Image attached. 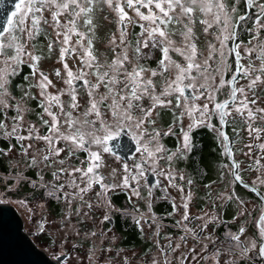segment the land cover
Returning <instances> with one entry per match:
<instances>
[{"label": "snow or ice", "instance_id": "6c2138e0", "mask_svg": "<svg viewBox=\"0 0 264 264\" xmlns=\"http://www.w3.org/2000/svg\"><path fill=\"white\" fill-rule=\"evenodd\" d=\"M96 2L97 0H18L15 11L0 19V57H4L0 61L4 64V67L0 68V110H6L11 106L17 113L12 117L13 124L10 131L7 130L8 126L4 121L0 120L2 135L14 138L18 143L25 140L45 143L46 148L39 149L37 154L30 157L28 167L39 168L41 165L52 167L56 163L63 165L67 158L75 156L77 152L87 153L86 161H81L87 163L86 168L61 167L52 172L54 180L57 181L61 174L66 173L69 177L66 183L51 185L41 183L40 187L45 188L49 196L55 199L62 198L71 205L76 199L83 201L84 194L88 193L93 185H99L101 189L97 192V196L106 195L114 187L128 188L129 180L139 185L140 178L145 175L140 162L134 163L131 168L128 164L123 165L126 175L120 185L105 183V177L98 171L102 167V154L99 150H102V153L112 151L108 146L109 142H115L117 137L126 131L135 143V152L139 154V160L143 164H149L155 176L164 177L168 180L169 186L178 187L183 193V187L175 184L177 177L171 168L174 157L180 154L183 158L181 149L168 153L160 143V137L172 133V127H169L168 133H161L154 127L150 131L148 127L156 123L152 119L153 114L158 117L160 115L158 109L164 108L173 109L174 121H181L185 116L189 120L187 129L181 128L183 152L193 150L191 133L196 128H208L215 134L222 148L221 154L231 161L230 165L223 166L229 170L231 183H243L240 164L233 159L232 144L235 141L230 140L225 128L231 126L232 132L239 135V125L242 124L246 125L245 131L252 139L259 141L264 136V127L256 126L257 121L264 123V108L253 107L257 104V99L250 98L249 95L256 97L258 87L264 91V0H244L246 8L256 9L253 26L248 29L252 35L246 45L243 42H236L238 36L236 27L240 22L246 21V16L238 15L234 20L232 15L237 13L236 5L240 4L241 0H235L231 5L227 0H103V3L115 14V23L119 32V43L115 34L108 41L113 53L111 59L105 58L103 62L96 55L94 48L96 24L92 13ZM229 7L231 12L228 11ZM126 9L131 10L135 18L130 16ZM197 13L203 17L199 18V23L204 25L205 33H208L214 25L220 27V35L215 37L219 41L220 48L217 49L215 45L209 43L208 54L203 59H200L201 53L195 42L196 37L192 27L198 18ZM45 25L51 28V33L43 27ZM129 25L140 29L138 33L132 34L135 36L134 43L128 40ZM81 28L86 31H81ZM53 34L55 39H52ZM41 35L49 41L47 44L49 55L56 46H59L58 62L63 65L65 75L62 76L61 69L58 68L55 70V76L61 79L66 87L58 89L55 93L48 91L49 87L55 85L48 75L38 68L42 56L35 54L38 48L35 41ZM176 36L180 37L179 41L174 39ZM228 41H232L231 47L228 46ZM149 46L158 49L161 53L156 68L145 67L139 63L143 49ZM130 48L134 54L132 57L129 56ZM170 53L181 57L183 62L173 59ZM233 54L234 67L228 62V56ZM217 55L218 63L214 66L213 62L217 61ZM73 56L79 61L75 72L66 61V57ZM242 60H247V63H242ZM22 64H27L31 68L32 76H36L39 72L40 79L29 87L39 89L41 99L38 106L42 109L40 121L46 128L44 135H41L40 130L32 124L25 129L27 135H21L24 113L28 109L19 103L15 105L8 103L7 98L10 95L7 88L8 78L10 75L18 74L17 69ZM129 64H131L130 69ZM226 72L230 74L229 79H225ZM156 77H160L161 81L155 80ZM241 80L246 83L241 84ZM76 81H82L83 91L87 96L83 107L79 100L80 92L74 86ZM158 83H162V86L158 87ZM186 90L188 95L185 94ZM64 95L69 97L67 102L61 99ZM221 95L225 97L222 100L218 99ZM25 96H30V93L26 92ZM31 98L35 99V97ZM145 99L148 100V105L143 103ZM202 99L204 102L201 104L199 101ZM174 109L180 110L179 115ZM45 116L49 119H45ZM214 118L218 123H213ZM60 143L64 144L63 148L58 147ZM87 145H95L98 150H90ZM32 147V143L27 146L21 144L22 154L28 157L29 149ZM246 147L249 152L245 155H250L254 147L264 153V143L248 144ZM65 151L67 158L56 159ZM261 159H264V155H258L255 159L258 172L264 170ZM160 160L167 161V171L159 167ZM249 167L251 168L252 165ZM76 173H79L80 183H77V177L74 175ZM112 175H115V170ZM38 176L43 181V176L39 173ZM19 177L27 179L22 174H19ZM179 179L184 180L185 177L181 175ZM257 180L264 184L261 176H258ZM32 183L35 186V181ZM192 183V179L187 180L188 185ZM157 186H159L158 181L149 187V197L152 195V187ZM65 188L73 191H64ZM251 190L258 191L255 186ZM132 195L139 197L140 192L133 188ZM221 196L223 197V194ZM234 196L233 191L232 196H228L227 199H232ZM190 200L191 191L187 196H181L179 206L173 202V212L169 213V215L174 214L178 207L183 210L181 219L176 221V225L182 226L185 232V235L180 237L181 242H186L189 234L196 240L201 238L199 233L188 228L185 221L203 220L200 227L202 233L217 219L215 215L209 216L207 213L200 217H190L188 211ZM21 203L25 202L21 201ZM106 203L110 206V202ZM87 206L92 207L90 203ZM148 208L151 211L150 203ZM104 219L110 220V217L106 215ZM141 219L144 217L135 218L138 226L141 224ZM152 219L156 218L152 217ZM256 226L259 229L258 255L264 258V209ZM244 232L245 229L241 227L239 233H228V247L223 250L234 257H246L252 249H256V240L249 241L247 245L241 242V235ZM223 243L221 242V246ZM179 247L180 243H177L172 251L175 252ZM165 248H171V242ZM164 251L165 249L162 248L161 252ZM189 251L192 252L194 249ZM220 255L221 248H217L213 256L217 264H221ZM89 259L91 260L92 257L90 256ZM192 259L195 260L196 256L194 255ZM185 260L187 256L182 254L181 264ZM153 264L158 262L154 260ZM166 264L170 262L166 261ZM223 264H237V261L225 260Z\"/></svg>", "mask_w": 264, "mask_h": 264}, {"label": "flooded vegetation", "instance_id": "af4514ba", "mask_svg": "<svg viewBox=\"0 0 264 264\" xmlns=\"http://www.w3.org/2000/svg\"><path fill=\"white\" fill-rule=\"evenodd\" d=\"M227 2L231 5L232 3H235V0H227ZM95 5L96 7L92 13L93 20L98 22V26L99 21L105 26L110 25L112 15L115 16V14L108 10V7L103 3V0H97ZM236 6L237 13L232 14L234 20L238 15L246 16V21L240 22L236 27V31L238 33L236 42H243V44L246 45L252 35L248 29L253 26L256 9L246 8L244 0H241V3ZM126 10L129 12L130 16L135 18L134 13L131 10ZM142 11L146 10L142 9ZM229 12H231L230 7ZM196 16L198 18L192 27L195 32V42L198 49H203L202 47L206 46L207 43H211L215 45V47H220L219 41L215 38L217 35H220V27L214 25L213 28L209 29L208 33H205L203 31L204 25L199 23V18L203 17H200L199 13H197ZM113 24L116 25L115 17L112 22V25ZM115 25L113 26L115 27ZM97 28L98 31L96 32V35H98L99 32V27ZM139 31V27L129 25L128 40H131L134 43L135 36L132 34L134 32L138 33ZM227 44L231 47L232 41H228ZM241 53L243 55V48H241ZM38 54L41 53L39 52ZM170 55H172L173 59L176 58L175 53H170ZM160 56L161 53L158 49H152L151 46H149V48L143 49V54L139 63L143 64L145 67L156 68V62ZM234 61V54L228 56V62L229 64H232L233 67ZM241 62L246 64L247 60H242ZM256 63L258 64L259 62L257 61ZM75 64V62H72L71 67L75 68ZM26 66L28 65L22 64L20 65V69L25 68ZM55 68L61 69L62 76L65 75L63 72V66H60L59 62L56 63ZM20 72L21 70L18 74ZM43 72L46 73L45 71ZM18 74L15 76H18ZM31 78L33 80V77ZM154 79L158 82L161 81L160 77H156ZM242 81L243 80H241L240 83ZM59 82L63 83V81L58 78V83ZM74 86L78 89V91L81 90L79 91V100L81 106L83 107L86 104L87 96L83 91L82 81H76ZM65 87L66 86H64V88ZM26 92L30 93V96H25ZM37 92L39 91L24 92L23 98H25L26 108L28 111L24 113V121L20 130L21 135H27L25 129L29 124L35 125L40 130L41 135H44L46 132L45 126H43L40 121V113L42 112V109L38 106L40 102L39 96H35V93ZM185 94L188 95L187 90ZM256 96L260 97L264 102V91H262L259 87L256 89ZM31 97H35V99H32ZM220 97L221 96H219L218 99H220ZM61 99L67 102L69 97L64 95ZM203 102V99L199 101L201 104ZM143 103L148 105L149 102L145 99ZM158 111L160 112V115L157 117L154 113L152 119L157 121L160 126L172 127V133L162 135L160 137V143L165 149H167L168 153H174L177 152L178 149H181V153L183 154V158H181L180 154H178L173 158L171 163V166L177 170V173H174L177 177L175 184L183 187V193H181L178 187L169 186L168 193L164 197L163 193L159 191L157 186L152 187V195L149 197V187L157 181L159 182V179L152 173L149 164H143V162L139 160V154L135 152V143L131 140L130 135L127 134L126 131L122 132L120 136L117 137L115 142H109L108 145L109 148L112 149V151L107 153L108 157L115 161V163H118L119 167L122 168L119 172H115L114 176L117 175V177H124V175H126L123 170L124 164H128L131 168L134 163L140 162L145 170L144 177L140 178V183H142L143 180L144 186H141L139 198L132 195V189H138V185L129 180V191L124 187H114L110 189L106 195L97 196V192H100L101 189L99 185H93L92 192L84 194L83 201L76 199L74 201L76 202V206L73 208L71 216L78 222V228L81 231L86 232L87 238L85 240H91L92 248L96 249L98 253H138V264H153L154 260L157 261L158 264H166V261L170 262V264H181L182 254L187 256V260L183 261V264H205L207 256L213 259L214 264H217V260L213 258L217 248H221V255L219 257L221 264H223V261L231 259H236L237 264H264V258H260L258 255L259 229L256 226V222L261 216L262 209H264V188L252 183L249 180V178L257 171L253 168V163L248 158V155H245L246 152L242 144V124L239 125V135H235L232 132L231 126L225 128L230 140L235 141L232 144V151L234 154L233 159L238 161L240 164V174L243 181V183L233 184L231 183L232 177L229 174V170L223 167L225 164L230 165L231 161L221 154L222 148L217 142L213 132L209 131L206 127L196 128L191 133L194 145L193 150L185 153L183 152L182 144L180 143L178 137L177 126L174 124L173 109L164 108L158 109ZM174 111L176 112V109H174ZM16 114V111L9 109L7 117V120L10 121L7 128L9 131L13 124L12 117ZM44 118L49 119L47 116ZM213 123H218L215 118L213 119ZM149 130L151 131V129ZM160 132L168 133L163 130ZM205 135L210 138V152H212L211 157L214 159L215 168L209 160H207L205 165L201 164L198 168L193 169L191 161L196 160L200 162L202 153L205 154L207 152L205 142L202 138ZM3 138L5 137L3 136ZM3 138L1 137L0 140L8 141V154L14 160L21 161L22 172H25L31 177L38 176L39 173L43 176V178L51 180L54 179L52 172L58 168L87 167V163H81V161H86V152H77L75 156L67 158V151L61 153L60 157L56 158H67L65 164L63 165L56 163L52 167H44L43 165L39 168L28 167L30 157L33 154H37L39 149L46 148L45 143L43 141L29 140L18 143L14 138ZM29 143H32L33 147L29 149L28 157H25L21 152V144L27 146ZM58 147L63 148L64 144L60 143L58 144ZM87 147L90 150H97L95 145H87ZM254 150L259 153L258 155H264V153H261L260 150L255 147ZM165 155H167V153ZM162 162L167 163L166 160H162ZM250 165H252L251 168L249 167ZM98 171L105 177V183H113L109 179V177L113 176V172L107 173L106 171H101V169H98ZM222 172L223 177H221ZM259 173H261V177L264 178V171L261 170ZM74 175L79 177V173ZM181 175L185 177L184 180L179 179ZM60 178L69 179L66 173L61 174ZM188 179H192L193 183L191 185L187 184ZM13 184V181L8 179V185L10 186ZM206 185H208V187H205ZM245 185H247V187H245ZM23 186V184H18L11 188L10 192L12 193V196H15L16 192L19 194L20 191L24 192L22 193V196L27 199H30L28 194L29 192L34 196L37 195L35 194L36 191L22 190ZM253 186L257 188V192H253L251 190ZM64 191L70 192L69 190ZM189 191H191V200L188 208L190 217H200L207 213L209 216L215 215L217 219L215 223L210 224L202 233H200V227L204 222L203 220L190 219L189 221H185L184 223L187 224L188 228L192 229L193 232L199 233L201 238L200 240H196L191 234H189L186 242H181L180 237L185 235V232L182 226L176 225V221L181 219L183 210L178 207L174 214L169 215V213L173 212V202L179 206L181 204V196H187ZM233 191L235 192V196L232 199H227L228 196H232ZM221 194H223V197ZM41 196L46 200L50 214L59 215L63 212V207L60 203L61 201H52L43 193H41ZM99 200L110 202V206L107 203L104 204L100 202ZM88 203L92 205L91 208L87 206ZM149 203L151 204V211L147 214H143L139 211V209L148 208ZM58 206H61L60 213L57 210ZM53 209H55L54 213H52ZM77 209H79L78 212ZM16 212L19 214L18 211ZM106 215L110 217V220L104 219ZM142 216L144 219H141V224L138 226L135 223V218H141ZM152 217H155L156 219L153 220ZM20 218L24 229V220L21 216ZM205 219H207V217H205ZM241 227L245 229V232L241 235V242L247 245L249 241L256 240L257 248L252 249L246 257H234L230 253L225 252L223 249L228 247L227 234L239 233V229ZM47 230H50V227H47ZM92 233H96V235H91ZM44 235L47 240L51 239L48 232ZM169 242H171V248H165ZM221 242H224L223 246H221ZM177 243H180V247L173 252L172 248H176ZM205 245H207V248H205ZM162 248L165 249L163 253L161 252ZM190 249H194V251L190 252ZM200 249L203 250L200 252L202 254L196 256V259L193 260L191 256L192 253H198L197 251ZM69 252L70 251H65V253Z\"/></svg>", "mask_w": 264, "mask_h": 264}, {"label": "rangeland", "instance_id": "374dc122", "mask_svg": "<svg viewBox=\"0 0 264 264\" xmlns=\"http://www.w3.org/2000/svg\"><path fill=\"white\" fill-rule=\"evenodd\" d=\"M96 5L94 4V8ZM108 10H110L108 8ZM111 11V10H110ZM215 11V10H214ZM229 11V9H228ZM47 15V14H46ZM132 15V13H131ZM222 20H223V14ZM114 17L112 15L111 18V24L108 26H105L100 23L99 26L98 22L96 20H93L96 24L95 32H99L98 35H95L94 39V48L95 53L99 57L100 61L103 62L105 58L111 59L113 53L111 51V48L108 45V41L110 37L115 34L117 38V43H119V32L117 31V25L115 27L112 25V22L114 20ZM211 19V17H209ZM47 29L49 33L52 32L51 28H48L46 25L43 26ZM81 31H86V29L81 28ZM52 39H55L54 34L52 35ZM177 41L180 40L179 36L174 37ZM75 40V37L73 38ZM48 39H45L43 35L37 37L35 43H37L38 48L36 50L37 55H41L42 59L39 61L38 68L39 71L43 72L45 71L48 75V78L53 82L55 87H49L48 91H51L52 93H55L58 89L64 88L66 86L64 83L59 82L58 78L55 76V65L58 62L59 57V46H56L54 51L49 55L47 50V44ZM86 43V41H85ZM208 45L202 47L203 49H199L201 56L200 59H203L208 54ZM30 47V46H29ZM219 49L220 47H216ZM119 51V49H117ZM41 54H38V53ZM134 54L129 49V56L132 57ZM218 56V55H217ZM175 59L178 62H183L182 58L177 56L175 54ZM4 57H0V61H2ZM66 61L71 67V63L75 62V68L73 67V71L75 72L76 69L79 66V61L76 59L75 56H73L71 59L66 57ZM135 63V61H133ZM214 66L218 61L213 62ZM60 66H63L61 63H59ZM4 64L0 63V68H3ZM129 69L131 68V64L128 65ZM23 71L24 74L20 79H17V76L10 75L9 76V84L7 85L9 97L8 103L9 105H15L17 103L21 104L23 107L26 108L25 98H23L25 91H39L36 87H29V85H32L36 83L39 79V72L36 74V76H32L30 74L31 70L28 66L25 68L20 69V67L17 69V73L19 71ZM27 77V79H25ZM33 77V80L32 78ZM230 74L225 73V79H229ZM246 81H242L241 84H245ZM64 84V85H63ZM162 83H159L158 87H161ZM81 91V90H79ZM250 98H256L257 104L253 107H262L264 108V102L262 99L258 96L252 97L251 94ZM35 96H39V92L35 93ZM40 98V96H39ZM225 97L221 95L220 99H224ZM41 99V98H40ZM9 109H12L15 111L14 107H9L6 110H0V120L5 121L4 123L8 126L9 120H7L8 117V111ZM179 109H176L177 115H179ZM174 124L177 126V132L178 137L180 140V143L183 144L182 141V135H181V128L187 129V125L189 124L188 118L185 116L182 118L181 121H174ZM256 126L264 127V123L257 121ZM149 129H152L153 127L156 128L159 131H167L169 132L168 126H160L159 123L156 121L154 125H149ZM246 125H242V144L245 149V152L248 153L249 149L246 147L248 144H257V143H264V136L259 141H256L248 136L247 131H245ZM0 130V139L3 138ZM6 138V137H5ZM3 138V139H5ZM7 145L8 141L0 140V203H7L12 205L16 211L19 212L20 216L24 220V231L30 234V238L34 243L38 246V248L42 249L46 255L54 260L58 255L65 254V258L60 261V264H138V253H98L96 249L92 248V241L91 240H85L87 238V234L84 231H81L78 228V222L72 218L71 212L73 208L76 206V202H73L71 205L68 204V202L64 199H55L47 194V190L45 188L40 187L41 183L45 185H51V184H61L66 183L69 179L68 178H60L58 181L51 179L47 180L43 178V181L39 179V176L31 177L27 175L25 172H22V163L19 160H14L7 152ZM98 150V149H97ZM102 167L100 168L101 171H106L107 173L113 172H119L121 167H119L118 163H115L112 159H110L107 155V153H102ZM258 152L252 149V152L250 155H248V158L253 163V168L256 170L255 166V159L258 156ZM159 167L164 168L166 171L168 169V164L166 162H162L160 160L158 162ZM261 164H264V159H261ZM173 173H177V170L172 167ZM264 171V170H262ZM19 174H22L23 177H26L27 179H21L19 177ZM26 175V176H25ZM261 176V173L258 171L249 178V180L264 188V184H261L257 177ZM30 178V179H28ZM123 177H117L111 176L109 179L113 182L114 185H120L122 182ZM262 178V177H261ZM8 179L13 181V185H8ZM159 179V186L158 189L160 192L163 193L164 197L168 193L169 188V182L168 180L164 179V177H158ZM264 179V178H262ZM33 181H35V186H33ZM47 181V182H46ZM77 183H80L79 177H77ZM18 184H23L27 188H30V191H36L43 193L46 197H48L52 201H61V205L63 207V212L59 215L50 214L49 213V207H47V202L45 199L42 198L41 193H38L36 196L29 194V198H24L22 194L15 193V196H12V193L10 192V189L15 187ZM84 185L81 183V187ZM141 186H144V182L142 180V183H139L138 185V191L140 192ZM119 187V186H118ZM116 187V188H118ZM129 191V188H127ZM167 189V191H165ZM64 190H69L70 192L73 191V189L65 188ZM92 192V189L89 191ZM24 193V192H23ZM139 198V197H138ZM21 201H24L25 203H21ZM100 202L106 204L105 201L99 200ZM57 210L61 211V206H58ZM55 209L52 210V213H54ZM143 214H147L149 212L148 208L145 209H139ZM139 217V215H138ZM42 226V227H41ZM47 227H50V230H47ZM48 232L51 239L47 240L44 236V234ZM65 251H70L69 253H65ZM203 250H198V253H192V257L201 255ZM94 253V255H93ZM92 257L90 260L89 257ZM205 264H214V261L212 258L205 259Z\"/></svg>", "mask_w": 264, "mask_h": 264}, {"label": "water", "instance_id": "95a60500", "mask_svg": "<svg viewBox=\"0 0 264 264\" xmlns=\"http://www.w3.org/2000/svg\"><path fill=\"white\" fill-rule=\"evenodd\" d=\"M18 0H0V19L15 10ZM65 254L54 260L25 232L16 209L7 203H0V264H60Z\"/></svg>", "mask_w": 264, "mask_h": 264}, {"label": "trees", "instance_id": "16d2710c", "mask_svg": "<svg viewBox=\"0 0 264 264\" xmlns=\"http://www.w3.org/2000/svg\"><path fill=\"white\" fill-rule=\"evenodd\" d=\"M96 33V32H95ZM23 74H24V72H20L19 74H18V78L17 79H20L22 76H23ZM203 138V140H204V142H205V148L207 149V152L204 154V153H202V155H201V158H200V162H198V161H196V160H194V161H191V164L193 165V169H196V168H198L201 164L202 165H205V162L207 161V160H209V162L213 165V167H214V159L211 157V155H212V152H210V138H209V136H207V135H205V136H203L202 137ZM214 154V153H213ZM215 168V167H214ZM22 190H24V191H30L31 189L30 188H27L26 186H23L22 187ZM23 192L22 191H20L19 192V194H22ZM18 194V193H17ZM35 194H38L37 192H35ZM57 208V207H56Z\"/></svg>", "mask_w": 264, "mask_h": 264}, {"label": "bare ground", "instance_id": "6f19581e", "mask_svg": "<svg viewBox=\"0 0 264 264\" xmlns=\"http://www.w3.org/2000/svg\"><path fill=\"white\" fill-rule=\"evenodd\" d=\"M14 11H15V10H14ZM12 12H13V11H12ZM12 12H11V13H12ZM11 13H10V15H11Z\"/></svg>", "mask_w": 264, "mask_h": 264}]
</instances>
